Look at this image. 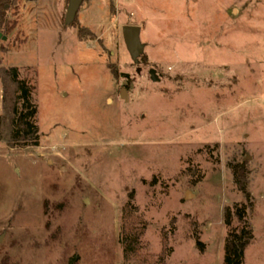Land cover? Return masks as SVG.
Returning a JSON list of instances; mask_svg holds the SVG:
<instances>
[{
	"label": "rangeland",
	"instance_id": "obj_1",
	"mask_svg": "<svg viewBox=\"0 0 264 264\" xmlns=\"http://www.w3.org/2000/svg\"><path fill=\"white\" fill-rule=\"evenodd\" d=\"M81 1L69 26V0L7 8L0 66L34 87L39 143L0 141V264H152L164 236L166 264H223L224 208L245 201L229 165L245 162L243 264H264V0ZM1 99L0 83V114ZM130 191L146 229L125 261Z\"/></svg>",
	"mask_w": 264,
	"mask_h": 264
},
{
	"label": "trees",
	"instance_id": "obj_2",
	"mask_svg": "<svg viewBox=\"0 0 264 264\" xmlns=\"http://www.w3.org/2000/svg\"><path fill=\"white\" fill-rule=\"evenodd\" d=\"M17 0H0V32L8 33L15 25L6 19L8 7L17 6ZM0 83L2 87V113L0 114V141L12 147L29 148L38 146L39 135L35 124L37 107L32 102L34 87L28 81L19 78L16 67L4 68L0 66ZM233 183L243 196L244 202L224 208L223 223L227 234L223 242V264H243L244 252L253 240L252 228L247 220L246 209L252 207V196L248 192L249 170L246 162L229 165ZM127 203L122 209V226L118 244L125 261L137 255L143 248L141 238L145 233L146 224L138 216L134 205V192L127 195ZM166 237L162 239L164 247L161 255L152 264H166L170 248L165 246ZM195 246L200 253L205 246L199 239ZM140 264V263H137Z\"/></svg>",
	"mask_w": 264,
	"mask_h": 264
},
{
	"label": "water",
	"instance_id": "obj_3",
	"mask_svg": "<svg viewBox=\"0 0 264 264\" xmlns=\"http://www.w3.org/2000/svg\"><path fill=\"white\" fill-rule=\"evenodd\" d=\"M81 0H69V6L65 14V21L64 24L66 26L72 25L75 21V16L78 12V9L81 5ZM139 29L134 26L126 25L122 28L123 33V40L126 45L127 50H129L130 56L133 61L137 59V57L142 53V49L139 43ZM6 38L4 37L3 40ZM150 80L152 82H156L157 78L155 76V71H149ZM126 90L122 89L120 92V98L123 99L125 102L127 101L126 97Z\"/></svg>",
	"mask_w": 264,
	"mask_h": 264
}]
</instances>
